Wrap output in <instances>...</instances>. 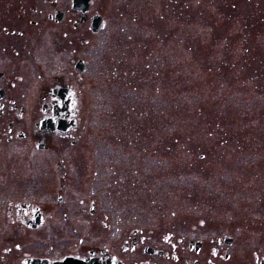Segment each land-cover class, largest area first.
<instances>
[{
  "label": "rangeland",
  "instance_id": "374dc122",
  "mask_svg": "<svg viewBox=\"0 0 264 264\" xmlns=\"http://www.w3.org/2000/svg\"><path fill=\"white\" fill-rule=\"evenodd\" d=\"M95 6L104 7L106 28L93 37V114L81 145L95 153L71 163L100 164L106 139L108 165L120 163L135 182L123 180L116 203L102 201L108 213L121 210L122 238L93 233L89 244L130 264H261L264 0ZM37 161L0 154V191L16 199L15 182L36 180ZM133 228L165 255L122 251ZM225 237L231 242L219 245Z\"/></svg>",
  "mask_w": 264,
  "mask_h": 264
},
{
  "label": "flooded vegetation",
  "instance_id": "af4514ba",
  "mask_svg": "<svg viewBox=\"0 0 264 264\" xmlns=\"http://www.w3.org/2000/svg\"><path fill=\"white\" fill-rule=\"evenodd\" d=\"M95 2L0 0V154L38 160L36 180L15 182L16 199L0 191V264H130L89 242L93 233L122 238L121 210L108 213L102 201L116 203L123 180L135 182L134 175L108 165L106 139L100 164L71 163L95 151L81 148L93 114V37L106 28L104 7ZM130 232L122 251L157 255L142 230Z\"/></svg>",
  "mask_w": 264,
  "mask_h": 264
},
{
  "label": "water",
  "instance_id": "95a60500",
  "mask_svg": "<svg viewBox=\"0 0 264 264\" xmlns=\"http://www.w3.org/2000/svg\"><path fill=\"white\" fill-rule=\"evenodd\" d=\"M97 264V263H96Z\"/></svg>",
  "mask_w": 264,
  "mask_h": 264
}]
</instances>
